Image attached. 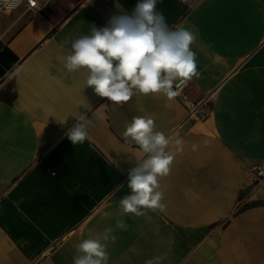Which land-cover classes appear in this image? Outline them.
Masks as SVG:
<instances>
[{
    "label": "crops",
    "instance_id": "obj_1",
    "mask_svg": "<svg viewBox=\"0 0 264 264\" xmlns=\"http://www.w3.org/2000/svg\"><path fill=\"white\" fill-rule=\"evenodd\" d=\"M37 1L39 11L0 12V264H73L76 246L105 229L108 264H264V190L236 207L247 167L264 164V0L158 2L170 28L197 35L200 76L171 100L136 94L118 106L65 57L138 0ZM80 114L92 123L73 145ZM133 117L153 119L174 154L158 181L165 208L146 216L119 205L145 158L123 136Z\"/></svg>",
    "mask_w": 264,
    "mask_h": 264
},
{
    "label": "clouds",
    "instance_id": "obj_2",
    "mask_svg": "<svg viewBox=\"0 0 264 264\" xmlns=\"http://www.w3.org/2000/svg\"><path fill=\"white\" fill-rule=\"evenodd\" d=\"M158 2L161 0H138L131 13L112 15L104 27L92 24L89 35L71 43L65 68L68 71L86 68V86L117 106L136 94H162L169 100L176 97L180 85L186 86L193 77L200 76L196 53L191 48L197 35L183 26L170 28L163 13L157 11ZM75 118L77 123L66 133L73 145L85 141L86 126L92 123L86 114ZM154 127L150 117H133L123 133L126 140L130 138L145 154L128 172L130 194L119 201L126 214L146 216L144 210L165 208L158 181L169 174L174 154L167 150L169 138L154 131ZM175 144L176 152H182L183 141L177 139ZM192 149L195 151L197 145L193 144ZM111 231L105 229L103 234L82 240L76 246L73 264H108L105 242ZM111 240L114 242L115 237ZM162 259H149L145 264H160Z\"/></svg>",
    "mask_w": 264,
    "mask_h": 264
},
{
    "label": "built area",
    "instance_id": "obj_3",
    "mask_svg": "<svg viewBox=\"0 0 264 264\" xmlns=\"http://www.w3.org/2000/svg\"><path fill=\"white\" fill-rule=\"evenodd\" d=\"M180 3L191 8L196 6L201 0H178ZM21 6L26 7L29 10L39 11L40 6L37 0H0V12H9L13 11ZM114 14L107 15L103 19V23L106 26L108 21ZM188 85V83H187ZM187 85H180L179 94H183ZM178 94V95H179ZM244 178L249 184V189L243 191V194L239 197V200L236 204L237 208H241L254 200L259 199L258 194L264 190V164L262 162H254L249 165L244 174Z\"/></svg>",
    "mask_w": 264,
    "mask_h": 264
}]
</instances>
